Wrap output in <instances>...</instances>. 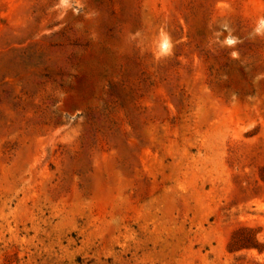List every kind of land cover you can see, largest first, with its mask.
Here are the masks:
<instances>
[{
  "label": "rangeland",
  "instance_id": "1",
  "mask_svg": "<svg viewBox=\"0 0 264 264\" xmlns=\"http://www.w3.org/2000/svg\"><path fill=\"white\" fill-rule=\"evenodd\" d=\"M0 264H264V0H0Z\"/></svg>",
  "mask_w": 264,
  "mask_h": 264
}]
</instances>
